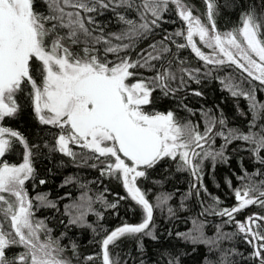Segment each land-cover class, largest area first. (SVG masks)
<instances>
[{"label": "snow or ice", "instance_id": "6c2138e0", "mask_svg": "<svg viewBox=\"0 0 264 264\" xmlns=\"http://www.w3.org/2000/svg\"><path fill=\"white\" fill-rule=\"evenodd\" d=\"M39 2L0 0V264H122L115 251L122 244L134 243L143 255L146 237L159 240L157 209L161 215L166 210L171 222L180 211L191 210L186 202L193 198L200 211L192 227L166 229L168 237L192 245L193 251L205 246L204 264H264V103L257 99V90L264 91V11L257 13L253 5L245 10L242 4L239 23L222 31L217 0H203V13L188 0H42L38 7ZM113 24L117 31L108 30ZM164 24L178 26L167 31ZM185 50L201 66L182 58ZM213 79L237 101L241 117L239 99L247 101L251 119L243 127H229L219 104L194 109L184 102L204 95L192 84ZM165 98L172 103L162 107ZM25 108L49 139H30L10 126ZM197 114L200 119L194 120ZM217 138L223 141L218 148ZM234 141L247 147L231 149L241 174L232 173L239 186L224 177L236 203L222 207L203 182L205 162L213 173L217 164H228ZM241 152L250 154L255 171L244 167ZM55 154L63 158L61 167L66 159L76 169L59 187L74 186L79 196L69 190L53 199L50 191L39 190L49 181L40 178L37 164ZM164 164L190 177L178 207L170 203L173 193L161 191L153 202L151 188L144 186ZM92 170L98 173L95 179L88 178ZM105 179L122 185L125 195L111 193L107 185L92 187ZM121 201L132 202L129 211L138 210L140 221L105 227L100 223L105 212L119 217ZM250 206L260 211L237 219ZM42 210L52 215L41 218ZM89 215L96 221L89 222ZM208 216L222 223L210 224ZM50 224L62 227L59 235ZM228 225L235 230L225 231ZM74 228L90 230L89 243L99 251L82 253L69 235ZM126 255L135 264L136 258ZM160 255L163 264H183L188 253L177 243Z\"/></svg>", "mask_w": 264, "mask_h": 264}, {"label": "trees", "instance_id": "16d2710c", "mask_svg": "<svg viewBox=\"0 0 264 264\" xmlns=\"http://www.w3.org/2000/svg\"><path fill=\"white\" fill-rule=\"evenodd\" d=\"M189 3L195 5V7L199 10L200 13L205 11V5L203 0H188ZM218 3V11L219 16L217 18V25L222 31L230 29L234 25L239 23V15L241 12L240 5H245V10H247V5H253L256 8L257 13L264 11V8L261 7L262 0H217ZM38 7H43L42 0L37 4ZM111 14L106 15L102 19H109ZM173 18L167 17L166 19ZM178 25L173 24H164L163 28L167 29V31H173ZM109 31H117L118 26L115 24L109 26ZM182 42V41H181ZM148 42H144L140 47H146ZM182 58H187L191 62V66L198 67L201 66L202 62H198L194 57V54H191L188 50H185L181 53ZM111 59V57H109ZM231 71V69H228ZM237 79L239 76L237 75ZM258 85V82H256ZM245 87H248L245 84ZM191 89H198L203 92V97H195L189 96L184 102L188 104L189 107L194 109H199L201 105L207 108H214L216 104H219L226 116L229 117L230 123L229 127L240 126L243 127L247 121L251 119L250 113L247 110V101L244 98L239 99V106L245 112V116L241 117L236 112V103L237 101L232 98L227 91H221V85L218 80H205L203 85L197 86L195 84L191 85ZM189 89V91H191ZM257 99L264 103V91L257 90ZM172 102L165 98L161 101V106L170 105ZM181 116H184L185 113L183 111L180 112ZM194 120H199V114ZM10 126L16 127L22 132H24L30 139L34 137H42L43 139H49L45 135L47 129L43 126L38 125L32 115L30 114V109L25 108L21 114L14 120L11 121ZM202 127V120H201ZM247 129L245 128V131ZM223 141L220 138L216 139L215 147H219ZM42 143V141H41ZM237 144H241L243 147H247L243 142L234 141L232 145L229 146L228 154L231 156L228 164H217L215 173H213L211 169L210 161L205 162V174H204V184L207 186L208 191L215 196H219L221 201H223L222 207H231L234 206L236 201L234 194L231 189L224 183V177H229L233 180L234 186H239L235 177L232 175L233 172L237 174L240 173V163L237 156L231 155V149L236 147ZM240 156L244 157V167L248 169V171H255V168L252 166V163L249 159L248 152L239 153ZM63 158L60 154H55L48 159L42 160L37 164L38 170L40 172V178L47 179L49 183L44 186H41L39 190L41 191H50L52 193V198L54 199L58 194L63 195L65 191H71L73 197L79 196V191L72 186L61 189L59 185L63 182L64 176L71 175L76 172V169L68 164V161L64 160L63 167L60 166L61 160ZM165 168L168 169L165 172ZM47 169H51V174L45 175ZM98 176V173L95 170H92L88 174L89 179H95ZM152 180H161L163 181L162 186H153ZM190 177L187 173L176 172L174 166H170L168 164H164L163 167H158L157 170L152 173L150 180L144 185L146 188H151L152 195L150 199L153 200L155 198V194L163 191L173 193V199L170 201L173 207H178L180 196L187 191L188 182ZM217 184L219 187H217ZM104 185H107L109 191L111 193L119 192L121 196L125 195V190L122 188V185H119L116 182L109 183L107 179L104 180V184L93 185L92 187L95 190H103ZM30 194L35 195V192L29 188ZM201 198L204 199V194L201 193ZM108 199L111 201L113 199L112 195L108 196ZM65 203L68 201H64ZM210 202V201H207ZM132 202L121 201L119 211V217L115 215L113 210H107L105 212V219L100 222L104 224L107 228H112L118 225L121 220H126L129 223H138L140 221V214L137 210L136 212L129 211V206ZM187 207L191 209L190 211H180L178 213L179 219H173L171 222L167 216V212L165 210L164 214L161 215L160 211L157 209L154 212L155 224L157 226V235L159 236L158 241H152L150 238L144 239V245L146 252L141 255L136 248L134 243L122 244L120 248L116 249V252L120 253L121 262L127 260L128 264H133V260L126 255V253H131V257L136 258L135 264H139L140 259H144L146 264H156L157 260L161 261L163 264L164 257H161L160 253L167 250L172 244L179 243V246L184 249L188 255L182 257L183 264H204V256L207 253V249L205 246L200 245L196 248L195 251L192 250V245H185L183 241H177L172 237H168L166 229H172L173 231H181L186 232L192 227V218L196 217L198 212L200 211V206L196 203L195 198L193 200L186 202ZM99 209V205L95 206ZM253 211H260L255 206H250L249 209H246L243 213L237 215V219H243L245 215L250 214ZM38 216L43 218L46 215H52L50 212L41 211L37 213ZM89 222H95L96 217L94 215H89ZM210 224H219L222 223V219L215 216H208L206 218ZM226 219V218H225ZM50 227L55 229L54 235H59L60 231H62V227L56 224H50ZM225 231L231 232L234 231V227L228 225L224 228ZM209 235H212L211 226L206 229ZM69 235L73 236L74 239L77 240L78 244L81 245L80 251L86 255H92L95 252L99 251V248L96 244H90L89 241L93 240V234L90 230H81V229H72ZM67 239L62 241V244H67ZM228 246L227 244L225 245ZM237 247L239 251L244 252L247 255L246 246L243 243L237 242ZM99 264V261L96 262Z\"/></svg>", "mask_w": 264, "mask_h": 264}, {"label": "rangeland", "instance_id": "374dc122", "mask_svg": "<svg viewBox=\"0 0 264 264\" xmlns=\"http://www.w3.org/2000/svg\"><path fill=\"white\" fill-rule=\"evenodd\" d=\"M206 50V49H205ZM207 51V50H206ZM79 149H77V151H78Z\"/></svg>", "mask_w": 264, "mask_h": 264}]
</instances>
